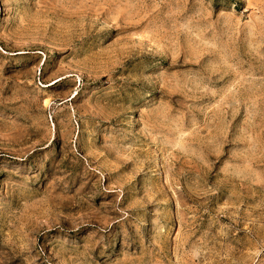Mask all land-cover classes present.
I'll use <instances>...</instances> for the list:
<instances>
[{"label":"rangeland","instance_id":"374dc122","mask_svg":"<svg viewBox=\"0 0 264 264\" xmlns=\"http://www.w3.org/2000/svg\"><path fill=\"white\" fill-rule=\"evenodd\" d=\"M0 264H264V0H0Z\"/></svg>","mask_w":264,"mask_h":264}]
</instances>
